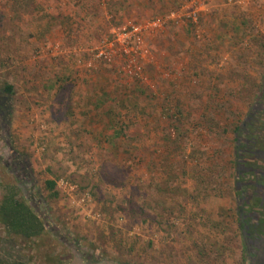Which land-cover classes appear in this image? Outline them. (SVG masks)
Masks as SVG:
<instances>
[{"label": "rangeland", "instance_id": "374dc122", "mask_svg": "<svg viewBox=\"0 0 264 264\" xmlns=\"http://www.w3.org/2000/svg\"><path fill=\"white\" fill-rule=\"evenodd\" d=\"M4 83L0 201L46 229L0 223L1 258L247 264L233 133L264 91V0H0Z\"/></svg>", "mask_w": 264, "mask_h": 264}, {"label": "trees", "instance_id": "16d2710c", "mask_svg": "<svg viewBox=\"0 0 264 264\" xmlns=\"http://www.w3.org/2000/svg\"><path fill=\"white\" fill-rule=\"evenodd\" d=\"M14 92L13 86L11 84L4 83L3 86L0 87V120L1 123H6L8 121L11 113H12V100L11 96ZM246 123V130L244 128L241 129L242 125L236 127L234 130V141L235 147L232 150L233 157V189L236 194V206L239 208V189L236 185V182L242 179H247L251 182H256L257 184H264V178L260 179L258 177H254L251 175L250 171L247 170V166L253 167L257 165V160H251L250 157L255 156V151L264 152V143L257 144L254 141L253 135L255 132L253 124H255V120L248 119L244 121ZM119 132H116L118 134ZM130 148V147H129ZM128 148V149H129ZM138 152V147L133 146L131 148ZM133 155V153H132ZM133 156H136L133 155ZM257 159V158H256ZM135 160V159H134ZM241 160V161H239ZM246 160V161H245ZM139 161V159H137ZM239 161V162H238ZM242 165H245L246 169L241 168ZM263 166V165H262ZM255 167V166H254ZM241 170L243 172L242 176L238 173ZM20 180L17 183L18 189L23 193L24 188H22L23 183ZM49 189H53L55 187V182L51 180L46 181ZM25 186V185H24ZM251 187V184H249ZM251 192V191H250ZM15 191L13 189L9 190L7 194L0 201V223L5 227L6 231L9 234L21 236L25 239H32L40 236L45 231V224L40 216L31 208V206L22 198H19L15 195ZM252 194V193H251ZM54 197L57 196V192H53ZM250 197V196H249ZM248 197V198H249ZM254 198V199H253ZM250 197V200L253 203H256L258 199H255V196ZM250 203V204H249ZM249 206H245L243 211L236 209L237 212V221L238 226L235 229L236 232L239 233L242 241L243 253L247 258V264H256L255 260L257 259V263H262V260L256 256V252L258 250L259 244H255L262 236V231L264 230V225L262 224L263 219V211L259 208L256 211L258 213L259 218L252 217V213H250V206L253 203L249 202ZM134 212V209L131 210ZM136 212V208H135ZM257 223V227H254V224ZM80 256H77L78 263L82 264H133L130 262H119V261H105L101 258H89L82 253H79ZM5 258L0 257V264H33L31 261H23L21 259L4 260ZM56 264H62L61 262H57Z\"/></svg>", "mask_w": 264, "mask_h": 264}, {"label": "flooded vegetation", "instance_id": "af4514ba", "mask_svg": "<svg viewBox=\"0 0 264 264\" xmlns=\"http://www.w3.org/2000/svg\"><path fill=\"white\" fill-rule=\"evenodd\" d=\"M252 106L254 107L253 108L254 110L252 109L254 112L250 113V115L248 116V119L255 120V124H253V126L255 127L253 130V132H255L253 135V138L257 144L262 143V142L264 143V125L260 124V118L264 117V91H263V93H260L258 95L254 105H252ZM242 128H244V129L246 128V123H243L241 129ZM244 131H247V130L245 129V130H243V132ZM254 155L255 156L250 157V159L251 160H257L256 162H257L258 166L257 165H254L255 167L254 166L253 167L247 166V170L250 171L252 176L263 179L264 178V152L255 151ZM239 161H241V160H239ZM245 167H246L245 165H242L241 168L246 169ZM238 173H240L241 176L243 174V172H241V170ZM249 184H251V187L249 186ZM236 185L238 186L237 188L240 191L239 192V199L241 200V202H239V204H238L239 205L238 210H240L242 212L243 209L245 208V206H247V205L249 206V204H250L249 202L253 203L250 200V197L253 198V196H255V199H258V201H256V203H253V205L250 206V208H251L250 213H252L253 218H255V217L259 218V215H258V213L256 214V211L260 208L264 214V184L261 183L259 185L256 182L248 181L245 178V179L237 181ZM263 219H264V215H263ZM261 225H264V220H262ZM257 226H258L257 223H255L254 227H257ZM261 235H262V236H260L261 238L257 242L255 241L256 245H257V243L259 244L258 250L256 252V256L262 260V263H260V264H264V230L262 231ZM255 263L259 264V263H257V259L255 260Z\"/></svg>", "mask_w": 264, "mask_h": 264}]
</instances>
